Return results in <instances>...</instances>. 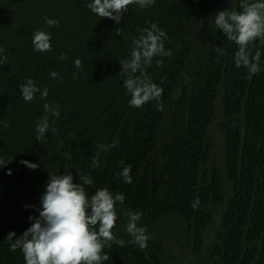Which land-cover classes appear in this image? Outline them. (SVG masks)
Instances as JSON below:
<instances>
[{
    "label": "trees",
    "instance_id": "16d2710c",
    "mask_svg": "<svg viewBox=\"0 0 264 264\" xmlns=\"http://www.w3.org/2000/svg\"><path fill=\"white\" fill-rule=\"evenodd\" d=\"M225 1L156 0L146 9L133 4L117 24L92 13V0H0V59L7 56L0 64V160L11 162L0 168V264H25L22 251H11L6 238L9 232L19 238L32 223L29 216L39 215L49 173L66 172L74 183L76 173L91 177L89 197L104 188L124 195L112 231L125 244L105 246L110 259L104 264H173L166 235L154 227L164 228L169 219L182 221L200 254L217 205L223 208L211 260L264 264V44L250 46L261 60L260 71L249 78L246 68L235 66L238 46L209 26ZM242 2L233 9L242 11ZM45 17L59 26L48 27ZM151 23L166 32L164 47L172 53L154 57L145 69L163 89V111L156 101L131 107L120 74L119 61L130 59L133 41ZM37 30L51 34V51H34ZM62 53L63 61L57 59ZM77 58L82 68L75 67ZM28 79L41 91L46 87L47 98L37 93L25 102L19 85ZM45 103L59 104L60 116L48 113L56 132L37 140ZM219 103L223 163L214 159L210 131ZM113 143L107 151L97 147ZM93 158L99 167L92 166ZM21 160L40 167L29 169ZM129 165L130 184L119 175ZM129 211L141 213L138 227L150 237L144 250L128 243Z\"/></svg>",
    "mask_w": 264,
    "mask_h": 264
},
{
    "label": "clouds",
    "instance_id": "9594fccd",
    "mask_svg": "<svg viewBox=\"0 0 264 264\" xmlns=\"http://www.w3.org/2000/svg\"><path fill=\"white\" fill-rule=\"evenodd\" d=\"M155 3L156 0H92L87 7L98 17L109 18L119 24L130 5L135 4L141 9H146ZM241 8L242 11L233 8L218 11L209 26L213 30H222L223 35L238 46L234 56L235 66L246 68L251 78L260 71L261 52L256 50L253 55L250 46H254L256 40L264 44V0H243ZM44 19L48 27L59 26L58 20L48 17ZM166 39V32L157 24L151 23L150 28L142 29L139 38L133 41L130 59L119 61L122 65L120 74L124 77L123 86L131 96L129 100L131 107L141 108L150 101H156L157 110H164L161 102L163 89L152 82L145 69L151 66L154 57L171 56V51L164 47L163 41ZM50 41V33L37 30L32 40L34 51L41 53L51 51ZM215 51L223 54L221 47H216ZM3 52L4 49L0 48V53ZM57 59L63 61L67 59V55L62 53ZM6 63L7 56H4L0 59V64ZM74 63L76 68H82L80 59L77 58ZM162 63V60H156L157 66H162ZM50 76L55 79L58 73L53 71ZM73 78H76V73H73ZM19 89L25 102L33 101L37 93H40L41 98L48 96V89L45 87L41 91L32 79L20 84ZM44 111L45 115L36 125L37 140L44 139L50 130L56 132V129L50 126L48 113L56 118L60 116L59 104L53 107L45 103ZM114 146L115 143L108 146L101 144L97 147L107 151ZM9 163L0 160L2 165L0 168ZM20 163L32 170L40 167L38 163L27 160H21ZM92 166L99 167V160L93 158ZM130 172L129 165L123 167L119 174L129 184L132 183ZM66 173L63 175L49 173L45 191L40 197V207L36 208L39 215L29 216L32 223L19 238L13 240L15 232H9L6 238L11 242V251L15 252L18 249L22 251L25 264H104L110 259L104 253L105 246L110 248L112 243L120 246L125 244L124 240H117L112 231L118 219L115 206L117 202L123 204L124 195L113 196L104 188L96 189L95 194L89 197L88 188L86 190L85 186L93 184L91 177L76 173L79 182L74 183L73 175L70 172ZM7 174H12L10 169ZM198 205L199 199L193 202V209L195 210ZM127 216L126 231L132 237L128 243L137 245L141 250L146 249L150 237L146 233V228L138 227L141 213L129 211Z\"/></svg>",
    "mask_w": 264,
    "mask_h": 264
},
{
    "label": "rangeland",
    "instance_id": "374dc122",
    "mask_svg": "<svg viewBox=\"0 0 264 264\" xmlns=\"http://www.w3.org/2000/svg\"><path fill=\"white\" fill-rule=\"evenodd\" d=\"M238 0H226L220 7L219 11L231 10L235 7ZM222 120L220 103L217 107L216 116L211 127V134L216 141L217 147L214 150V159L218 163H223V139L224 136L220 130V121ZM222 205L212 206L211 209L214 214L212 223L207 228V241L206 247L198 254L194 252V246L192 241L189 242V235L182 221L179 219H169L167 226L164 228L157 224L155 230L158 233H164L166 235V246L170 259L168 261L173 264H215L209 255L212 245L215 242L216 231L220 228V211ZM177 257L173 259L172 256Z\"/></svg>",
    "mask_w": 264,
    "mask_h": 264
}]
</instances>
